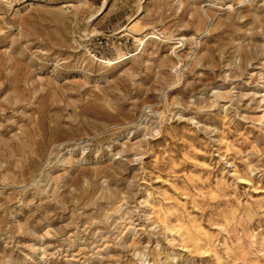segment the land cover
I'll list each match as a JSON object with an SVG mask.
<instances>
[{"label":"rangeland","instance_id":"1","mask_svg":"<svg viewBox=\"0 0 264 264\" xmlns=\"http://www.w3.org/2000/svg\"><path fill=\"white\" fill-rule=\"evenodd\" d=\"M0 264H264V0H0Z\"/></svg>","mask_w":264,"mask_h":264},{"label":"bare ground","instance_id":"2","mask_svg":"<svg viewBox=\"0 0 264 264\" xmlns=\"http://www.w3.org/2000/svg\"><path fill=\"white\" fill-rule=\"evenodd\" d=\"M73 4V3H72ZM68 6H72L71 4H67ZM82 34H84L85 36H88V32H86L85 30H83ZM90 34V33H89ZM91 35V34H90Z\"/></svg>","mask_w":264,"mask_h":264}]
</instances>
